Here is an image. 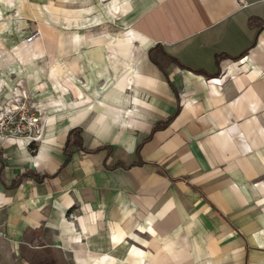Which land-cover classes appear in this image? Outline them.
Listing matches in <instances>:
<instances>
[{
  "label": "crops",
  "instance_id": "0c3cea01",
  "mask_svg": "<svg viewBox=\"0 0 264 264\" xmlns=\"http://www.w3.org/2000/svg\"><path fill=\"white\" fill-rule=\"evenodd\" d=\"M119 4L121 36L43 26L0 68V111L26 88L46 120L0 141V264H264V0Z\"/></svg>",
  "mask_w": 264,
  "mask_h": 264
},
{
  "label": "rangeland",
  "instance_id": "374dc122",
  "mask_svg": "<svg viewBox=\"0 0 264 264\" xmlns=\"http://www.w3.org/2000/svg\"><path fill=\"white\" fill-rule=\"evenodd\" d=\"M119 3L120 0H0V68L27 69V66L20 65V59L14 51L13 44H21L22 39L27 41L28 36L34 31H40V29L42 31L43 26H53L56 37L61 32L72 33V31L82 30L80 28L88 32L92 31L96 37L102 36L103 33H106V36L109 37L121 36L130 25V20L134 18L136 11L126 14L119 12L114 18L110 17V15L114 14L113 9L116 10L119 7ZM104 19L103 25L88 27L95 24L96 21ZM79 22H84L85 24H77ZM43 34L44 32L42 31L39 39H43ZM3 35L4 41L1 39ZM51 53V57L49 56L48 58L51 59L50 65L54 69L55 64L59 62V56L56 49H53ZM55 58L57 60H52ZM36 66L38 68V65ZM54 73L59 75L58 72ZM17 83L26 85L23 79H19ZM15 87L22 88L18 84ZM43 89L42 87L40 90L42 91ZM12 98L10 100L13 101L12 104H16L15 100H18L16 106L19 108L12 107L13 110L18 111L21 108H25L36 116L39 115L38 111H40L41 117H44L43 111L39 110L41 108L35 107L32 102L33 99H31L32 96L27 92L26 88H22L20 94L14 93ZM42 120L40 129L42 128L41 131L43 132L46 120L43 118ZM73 215L70 212L68 215L69 219L74 220L76 216L73 217ZM86 225L89 231L88 238L92 240L93 236L96 244L106 245L109 243V236L107 234H98L97 228L91 225L88 217L86 218ZM59 245L52 243V245L33 250L32 260H30L31 264H74L75 254L61 248Z\"/></svg>",
  "mask_w": 264,
  "mask_h": 264
},
{
  "label": "built area",
  "instance_id": "2783aa9c",
  "mask_svg": "<svg viewBox=\"0 0 264 264\" xmlns=\"http://www.w3.org/2000/svg\"><path fill=\"white\" fill-rule=\"evenodd\" d=\"M41 35V31H34L28 36L27 42L31 43L37 40ZM245 59H241V62H244ZM38 112L39 115L37 116L25 108L12 112H0V141H4L8 137H30L31 142L36 141L37 134L42 133L40 125L42 126L43 122L41 112Z\"/></svg>",
  "mask_w": 264,
  "mask_h": 264
},
{
  "label": "bare ground",
  "instance_id": "6f19581e",
  "mask_svg": "<svg viewBox=\"0 0 264 264\" xmlns=\"http://www.w3.org/2000/svg\"><path fill=\"white\" fill-rule=\"evenodd\" d=\"M40 31H41V29H40ZM41 33H42V31H41ZM0 83H1V81H0ZM17 101L18 100H15L16 104H11V103H13V101H12L9 104H7L6 106H4L3 112H12L13 111L12 107L18 108L16 106L17 105ZM44 128H45V126H44ZM42 136H43V132L41 134H37L36 140L40 141L42 139ZM27 139H30V137H27Z\"/></svg>",
  "mask_w": 264,
  "mask_h": 264
},
{
  "label": "trees",
  "instance_id": "16d2710c",
  "mask_svg": "<svg viewBox=\"0 0 264 264\" xmlns=\"http://www.w3.org/2000/svg\"><path fill=\"white\" fill-rule=\"evenodd\" d=\"M73 131H74V130L70 131L69 136L72 134ZM66 147L68 148V145H67ZM67 152H68V150H67Z\"/></svg>",
  "mask_w": 264,
  "mask_h": 264
}]
</instances>
